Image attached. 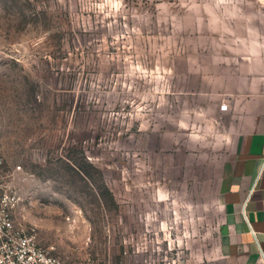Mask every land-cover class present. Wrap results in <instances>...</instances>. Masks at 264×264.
<instances>
[{
  "label": "rangeland",
  "instance_id": "1",
  "mask_svg": "<svg viewBox=\"0 0 264 264\" xmlns=\"http://www.w3.org/2000/svg\"><path fill=\"white\" fill-rule=\"evenodd\" d=\"M256 61L264 0H0L14 221L65 264H227L211 100Z\"/></svg>",
  "mask_w": 264,
  "mask_h": 264
},
{
  "label": "crops",
  "instance_id": "2",
  "mask_svg": "<svg viewBox=\"0 0 264 264\" xmlns=\"http://www.w3.org/2000/svg\"><path fill=\"white\" fill-rule=\"evenodd\" d=\"M221 68L211 101L230 154L221 189L222 257L227 264H264V61L244 66L241 75L234 65Z\"/></svg>",
  "mask_w": 264,
  "mask_h": 264
},
{
  "label": "built area",
  "instance_id": "3",
  "mask_svg": "<svg viewBox=\"0 0 264 264\" xmlns=\"http://www.w3.org/2000/svg\"><path fill=\"white\" fill-rule=\"evenodd\" d=\"M220 109L226 110L227 104H221ZM4 177L9 178V175L4 174ZM18 201L15 187L0 181V264H65L52 253V246L39 245L33 228L14 221L13 211Z\"/></svg>",
  "mask_w": 264,
  "mask_h": 264
}]
</instances>
